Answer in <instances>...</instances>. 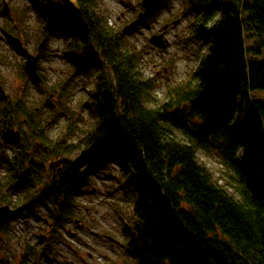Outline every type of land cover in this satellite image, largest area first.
Listing matches in <instances>:
<instances>
[{
	"label": "trees",
	"instance_id": "16d2710c",
	"mask_svg": "<svg viewBox=\"0 0 264 264\" xmlns=\"http://www.w3.org/2000/svg\"><path fill=\"white\" fill-rule=\"evenodd\" d=\"M73 1L83 11L90 38L55 0H32V8L43 32L64 43L63 56L71 62L67 80L83 73L93 81L96 122L92 130L88 126L78 133L84 135L87 157L80 169L65 163L69 150L79 146L62 141L66 150L60 153L58 142L44 131V121L28 108L29 134L49 147L42 161L67 156L60 158L61 173L47 171L39 162L27 188L20 180L10 181L16 184L8 197L17 199V207L33 203L31 214L40 220L33 210L45 205L52 219L53 228L48 225L46 231L52 234L40 233L42 249L33 244L30 252L37 257L53 254L63 238L61 210L75 217V198L91 184V176L118 161L123 172L119 181L133 197L126 220L132 239L122 262L130 257L137 264H264V101L251 97L264 91V0H181L174 17L190 19L188 41L202 42L199 64L162 101L156 99L157 80L143 73L141 49L133 41L148 18L123 20L115 29L96 14L102 0ZM176 1L163 0L160 7L171 8ZM47 19L50 24H44ZM205 41L210 43L207 55L201 50ZM96 53L104 64L88 69L89 56ZM65 85L54 87L61 88L54 91L61 98L67 94ZM18 94H0V111L5 109L4 118L13 125L26 112ZM64 112L67 123L60 131L76 135L71 115ZM240 142L250 155L245 166L238 157ZM198 148L219 162L220 179L197 157ZM18 160L13 157L14 170ZM10 166L8 160L0 161V167Z\"/></svg>",
	"mask_w": 264,
	"mask_h": 264
},
{
	"label": "rangeland",
	"instance_id": "374dc122",
	"mask_svg": "<svg viewBox=\"0 0 264 264\" xmlns=\"http://www.w3.org/2000/svg\"><path fill=\"white\" fill-rule=\"evenodd\" d=\"M7 1L10 3V7L16 10V13H13L14 17H10L11 21L9 22L12 30L16 32L13 36L18 34L19 36H17L27 45L30 53L38 54V42H41L46 34L43 32V24L41 27L37 13L32 8V0ZM180 1H176L171 8L164 7L165 5L160 7L158 12L148 17L147 24L138 28L133 34V41L141 49L143 73L146 78L157 80L158 86L155 94L156 99L160 101L164 99L168 89L189 80L199 64V46L202 45V42L199 40L188 41L189 18L185 17L177 26L169 28L166 38L170 41V46L167 49L162 50L150 42V37L161 33L164 25L172 24L173 21L178 20L174 15L178 12ZM141 3L142 0H102L99 8L96 9V14L99 18L106 19L109 27L117 29L123 25V20L132 21V23L136 21L135 18H138L139 13L143 11ZM23 6L27 7L26 18L25 22H19L16 20V16L19 11H22ZM0 36H5L1 30ZM48 37L47 46L43 54L40 55L43 58L41 64L45 82L38 86L20 78L19 67L23 63L21 55L15 50H10L8 52L9 64L0 66V77L3 82L0 86L4 87L6 96L17 97L19 93L18 96L24 98L35 109L43 101L42 93L46 94L54 90L58 83L60 86L66 83L67 94H63L62 98L58 100V108L53 109L54 113L45 105L43 112L38 117L45 123L44 131L46 130L49 137L58 142L57 150L60 153L64 154L66 150L62 141H68V145L71 146H79L69 150L68 161L65 163L76 164L81 169L86 166L84 165L86 161L82 162L86 153L84 144H81V138L84 135L81 136L78 133L88 126L89 131L92 130L96 122V114L91 106V96L94 94L93 81L83 73L73 76V80H67L69 78L67 76H71L69 72L71 71V62L63 56L64 43L55 35ZM249 44L251 43L247 42V45ZM209 46L210 43L205 41L201 49L202 54L207 55ZM7 47V42L0 43V53H3ZM20 86H24V93ZM251 97L263 102L264 91H254L251 93ZM63 109L65 115H71L73 121L71 124L76 135L69 136L60 131V127L67 123L66 117L61 114ZM57 116L59 118L55 122L54 119ZM47 125L49 128L46 129ZM240 146L238 157L242 166H245L250 162V155L242 142H240ZM63 154H59L57 159H66L67 156ZM197 157L201 162L207 164L216 179L221 178V165L217 160L206 156L200 148L197 149ZM48 162L42 161L47 171L50 169ZM122 174L119 162L114 161L112 169H102L93 174L91 184L85 185L82 192L75 198L76 205L74 204L75 208L72 212L75 213L76 218L66 221L61 233H67V230L71 229L76 236L64 238V240L79 251L88 253L89 256L87 254L84 261H73V264H115L128 256L125 255V246L132 239V235L128 231L126 220L131 218L133 197L119 181V178L123 177ZM1 193L4 195L5 189ZM35 211V214L42 219L39 220L37 217L29 215L25 210H20L15 219L5 227L4 234H0V264H19L14 257H18L19 253L27 250L22 248L24 244L28 246L34 244L37 250L42 249V246L38 245V237L40 233L46 234L52 219L49 218L47 223L43 220L50 215L45 205H38ZM75 219L80 220V224L76 225ZM62 245L64 242L61 241V244L57 243L55 247H61L67 262L74 259L69 254L66 255L68 249ZM44 257L45 260L40 257L43 264H52L56 260L54 253ZM33 260L30 261V264H35ZM59 261L63 264L61 260ZM132 263L135 264L133 260Z\"/></svg>",
	"mask_w": 264,
	"mask_h": 264
},
{
	"label": "flooded vegetation",
	"instance_id": "af4514ba",
	"mask_svg": "<svg viewBox=\"0 0 264 264\" xmlns=\"http://www.w3.org/2000/svg\"><path fill=\"white\" fill-rule=\"evenodd\" d=\"M56 1V0H55ZM58 3V2H56ZM27 11V7L23 6L22 11L18 12V15L16 16V20L21 22L19 17H21L22 15L25 14V12ZM13 13H16V10L12 7H10V3L7 0H1L0 2V30L5 34V36H0V43H4L7 42L8 47L5 49V51L3 53H0V66L3 64H9V59L10 56L8 55V52L10 50H15L17 51L20 55H21V59L22 62L20 67H19V77L23 78L24 80H28L29 82H31L33 85H42L45 82V76L43 75V67L41 64V61L43 60V58L40 56L41 54H43L47 43L45 45V47L40 50L39 47L41 46V43L44 39H42L41 42H38V54H32L30 53V51L27 48V45L22 41V39L20 37H18L17 35L13 36L15 33H13L12 28L9 24L10 17H14ZM55 21L58 22L57 18H55ZM50 19H47L45 21L44 24H50ZM19 39L21 44H22V48H17L14 44H13V40L14 39ZM27 52L32 55V56H38V69L37 72L39 74V76L41 77L42 81L40 84L33 82L30 80V78L28 77L27 73H26V68H25V64L27 62L28 59V55ZM70 62V61H69ZM89 67L92 68H98V64H104V60L103 58L98 55V56H89ZM22 80V79H21ZM2 79L0 77V85H2ZM60 85V83H58L57 87ZM22 92L24 93V86H20ZM19 90V89H18ZM21 90L19 91L21 93ZM57 93V91H61V88L59 87L58 89H54L51 90L48 93H42V99L43 101H41L36 107H35V114H41L44 110V106L46 105V100L51 98V96L53 95V97L51 98L53 103L57 104L59 98H61L59 95H57L55 92ZM1 92H4V87L0 86V94ZM24 103H25V107H26V112L25 114L21 117V119H19L18 123L13 125V123L9 120L8 122H6L4 115H5V109H2L0 112V161H5L8 160L11 163L10 168H8V170L4 169L3 167H0V206H9L12 210V215L6 220V222L4 223V227L3 229L0 231V234H4V228L13 220L15 219V216L17 215V213L20 210H24L26 208H28V211L30 213H32V210L29 209L30 206L33 205L30 204L29 205H24V206H19L17 207V203H15V201H17V199H11L9 198V193L10 190L12 188H14L16 183H12L10 182L12 180V178H14L15 180H20L21 183L23 182V186L24 188H27L30 184H29V180H31V176L33 174H35L37 172V169H39L40 164L38 167H35L39 162H42V158L44 156V153L46 151L49 150V147L46 146L43 142L35 139V136H31L29 134V123L31 120V117L29 116L28 113V108L30 107L29 102H27L24 98ZM16 156L17 158H21V160H18L17 164H16V170H14V168L12 167L13 165V157ZM33 158V159H32ZM32 159V161H31ZM47 164H49V168L51 169H58L56 170L57 173H61L62 172V168L60 166H62V161L59 160H52L49 161ZM27 175H25L26 171L29 170ZM48 173H45L46 176ZM53 175V174H50ZM28 179V180H27ZM10 182V183H9ZM9 183V184H8ZM8 185V186H7ZM5 189V193L4 195L1 193L2 190ZM11 197L16 198L13 194L11 195ZM75 204V203H74ZM76 205V204H75ZM75 208V207H74ZM34 211V210H33ZM63 212L62 215V220L63 224H65L66 221H68L69 219H74L75 217H71L68 218L67 214L65 211L61 210ZM77 219H75L76 221ZM48 222V221H46ZM52 225H50V229H52ZM52 231H49V233H43L45 234L44 236H49L51 235ZM75 235V233L72 232L71 229L67 230V233H65L66 237H71ZM41 240H39L40 242ZM64 245H62L63 247ZM65 247L68 249V252L66 253L69 254L72 258L74 259H70L69 262H67V258L65 257V254L63 253V250H61L60 246H57L55 248V251L53 252L56 256V260L53 264H62L59 260H61L63 262V264H73V261H84L86 259L85 255H87L88 253L79 251L78 249H76L74 246H72L71 244L69 245L67 242H65ZM23 249H27L26 251H22L21 253H19L18 257H14V259L19 263H29L30 261L33 260V263L35 264H43V262H41L40 257H42L44 260L46 259L44 256H40L37 257L36 254L31 253L28 247V245H23L22 247ZM1 253V252H0ZM89 256V254H88ZM48 260V259H47ZM135 263V262H134ZM89 264V263H88ZM115 264H133L132 261H120L118 263ZM137 264V263H135Z\"/></svg>",
	"mask_w": 264,
	"mask_h": 264
},
{
	"label": "water",
	"instance_id": "95a60500",
	"mask_svg": "<svg viewBox=\"0 0 264 264\" xmlns=\"http://www.w3.org/2000/svg\"><path fill=\"white\" fill-rule=\"evenodd\" d=\"M57 1L62 4V8H63L65 14L71 20V22H73L77 26L78 30L83 35H85L86 37H89L90 28H89V25H88L85 17H84L82 10L72 0H57ZM160 3H161V0H143L142 1V7L144 8V11L139 14V18L145 19L148 16L152 15L157 10ZM179 23H180V20H177V21L173 22L171 25H166L163 28L164 33L153 35L151 37L150 41L156 47H158L160 49H163V50L167 49L169 47L170 43L167 39H165V31H167L171 26H174V27L177 26ZM13 42L15 43V45L22 48V44H21L19 39H14ZM46 43H47V38H45L42 41L39 49L42 50L45 47ZM27 55H28V59H27V62L25 64L26 73L32 81H34L36 83H41L42 79L37 72L38 56H32L28 52H27ZM52 97H53V95L51 96V98ZM51 98H49L46 101V103L48 106L55 108L56 106L53 103ZM28 172H29V170L26 171L25 175H27ZM12 213L13 212L9 206H0V231L2 230L4 223L12 215ZM77 223H79V222L77 221Z\"/></svg>",
	"mask_w": 264,
	"mask_h": 264
},
{
	"label": "bare ground",
	"instance_id": "6f19581e",
	"mask_svg": "<svg viewBox=\"0 0 264 264\" xmlns=\"http://www.w3.org/2000/svg\"><path fill=\"white\" fill-rule=\"evenodd\" d=\"M244 144V143H243Z\"/></svg>",
	"mask_w": 264,
	"mask_h": 264
}]
</instances>
